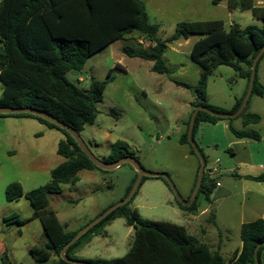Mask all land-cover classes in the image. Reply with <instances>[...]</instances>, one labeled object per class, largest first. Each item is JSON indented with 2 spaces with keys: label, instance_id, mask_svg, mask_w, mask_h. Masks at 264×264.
I'll use <instances>...</instances> for the list:
<instances>
[{
  "label": "rangeland",
  "instance_id": "rangeland-1",
  "mask_svg": "<svg viewBox=\"0 0 264 264\" xmlns=\"http://www.w3.org/2000/svg\"><path fill=\"white\" fill-rule=\"evenodd\" d=\"M235 2L237 6L229 15L215 11L216 9L213 11L218 19H222L227 29L234 23L242 27L261 26L251 9H243L242 0ZM250 2L253 6L264 7V0ZM214 14L210 12V15ZM158 25V37L162 41L175 31L173 22H159ZM199 38L198 35H192L188 40L181 39L168 44L164 52L169 68L167 73L153 72V62L124 53L123 48L126 45L137 49H145L151 45L136 32L127 35L124 41L117 40L92 55L80 72L70 71L66 75L69 81L81 89H88L93 80H109L102 101L96 105L94 124L86 125L80 133L92 153L102 161L113 162V158L109 156L111 145L117 141L126 142V156L138 160L147 172L167 173L180 196L186 201L193 195L192 189L200 160L192 153L188 144H181L179 140L187 129L186 123L197 100L194 88L200 79L202 68L191 58V49ZM256 73L259 83L264 86V56L257 63ZM78 77L83 82L78 81ZM246 87L247 80L239 75L238 70L232 66L220 65L208 76L207 104L213 109L231 114L233 105L244 95ZM247 114H257L259 120L245 125L244 116ZM238 116L219 120L228 126L223 131L228 140L236 138L231 128L263 134L264 95H251L247 108ZM33 121L37 122L28 116L0 115V216L9 215L13 208H17L21 215L30 210L27 199H21L19 206L14 207L15 203L7 200V187L18 182L27 193L49 183L51 172L42 169L37 158L33 156L55 155L57 140L66 139L64 132L46 124L52 133L45 134L43 138L34 136L39 129ZM44 128L46 127H43V131ZM214 137L220 139L221 132ZM199 148L207 161V174V170L213 165L206 150L200 146ZM232 148L237 149V146L232 145ZM16 151L24 153L26 158H15L13 154ZM230 152L228 148L223 151L224 157L228 158ZM52 165L54 164L51 167ZM214 165L218 172L219 165ZM221 167L224 169V164ZM96 171L97 180L81 175L75 184L64 185L61 194L49 196V208L56 213L67 231H77L88 224L94 217L95 210H106L124 199L137 175L136 169L130 163H124L112 170ZM218 173L214 175V179ZM165 182L160 177H147L132 199L116 211L113 221L106 224L107 236L100 237L99 242L94 239L87 249L80 252L96 236V229L82 240L77 249L70 252L71 258L99 263L100 260L123 257L134 241V230L127 225L126 220L136 210L144 219L188 226L191 239L197 243H207L211 251H216L218 244H221L222 256L229 262L231 253L241 244L237 210L230 211L227 205H221L217 218L215 205L210 201L211 196L208 201L203 194H199L197 208L207 206L209 213L198 217L200 210L185 211L180 208L174 193ZM22 202L28 204L27 209L21 206ZM4 230L5 225L0 220V231ZM29 240V237L20 239L16 234L9 237L7 242L10 247V243L16 241V250L9 249L11 257L14 256L23 264H29L30 255L25 252V244ZM41 241L44 239L41 238ZM39 246L44 247L40 239ZM57 259L55 256L51 257L48 264H56Z\"/></svg>",
  "mask_w": 264,
  "mask_h": 264
},
{
  "label": "trees",
  "instance_id": "trees-1",
  "mask_svg": "<svg viewBox=\"0 0 264 264\" xmlns=\"http://www.w3.org/2000/svg\"><path fill=\"white\" fill-rule=\"evenodd\" d=\"M223 1L227 2L231 10L237 6L235 0H212V3L218 5ZM242 7L252 10L254 17L261 22L260 27L257 25L242 27L234 23L227 29L222 20L181 21L176 24L174 33L162 41L158 37L159 25L150 21L142 0H1L0 106L39 109L81 133L86 125L94 124L97 115L96 105L102 101L109 80H93L88 89H81L67 79V73L80 72L92 55L117 40L124 41L127 35L137 32L141 39L149 41L151 45L145 49L126 45L123 48L124 53L130 57L153 62L152 71L159 74L169 71L164 59L168 44L181 39L188 40L192 35L200 36L191 49V58L202 68L200 79L194 88L197 97L194 108L202 105L215 112L226 113L223 110L213 109L207 104L206 88L208 76L213 69L220 65H228L238 70L239 75L247 80L244 95L230 112L233 114L241 106L248 90L253 60L264 47V7L253 6L250 0H242ZM263 56L264 53L259 60ZM254 93L259 96L264 95V86L259 83L257 73L251 95ZM248 103L239 116L243 114ZM0 115L28 116L66 134V139L59 142L57 149V153L66 160L51 171V181L27 193L23 191L20 183H12L6 189V197L8 201H17L25 197L34 209L33 217L38 218L43 226L46 239L44 247L34 246L30 250L35 264H48L52 256L58 258L56 264H67L60 257L61 250L87 224L77 231H67L56 213L49 208V196L61 194L64 185L78 182L79 171L102 169L82 152L68 132L45 119L31 114ZM219 120L222 118L199 111L193 128V139L195 140L201 122L216 123ZM258 120L257 114L244 116L245 125ZM189 123L190 119L179 141L181 144H188L195 154L188 141ZM231 129L236 138L260 139V134L256 131ZM125 151H128L127 143L117 141L111 145L109 156L113 158L112 161H116L127 155ZM197 177L198 174L192 192ZM136 178L137 175L126 196ZM146 178L143 177L140 185ZM257 179L264 180V174ZM215 187L216 180L209 179L205 172L193 204L186 207L177 201L178 205L185 211L195 210L199 194H203L209 201ZM119 208L76 240L68 248L67 256L71 257L70 252L77 249L85 237L113 221L114 214ZM24 222L18 220L16 223ZM126 223L134 230V241L130 250L121 258L100 260L99 263L90 262L94 264H255L254 250L262 243L258 250L261 264V252L264 249V218L241 226L242 250L229 262H226L222 256L220 246L216 251H211L207 244L193 241L182 225L144 219L136 210L132 216L127 217Z\"/></svg>",
  "mask_w": 264,
  "mask_h": 264
},
{
  "label": "crops",
  "instance_id": "crops-1",
  "mask_svg": "<svg viewBox=\"0 0 264 264\" xmlns=\"http://www.w3.org/2000/svg\"><path fill=\"white\" fill-rule=\"evenodd\" d=\"M142 1L145 4L150 21L156 24H159V22L160 24L173 22V24L176 26V24L181 21L222 20L218 19L219 17H216L213 12L214 9H216L215 11L228 13V15L231 11L227 2L225 1L218 5H214L212 0ZM210 12H212L214 15H210ZM203 16H207V18ZM78 78L79 81L83 82L82 78ZM32 123L35 124L39 129V132L34 134V136L43 138L45 134L52 133L50 129L45 126V124H42L39 121H33ZM43 127H46V129L44 128V131L42 130ZM227 127L228 126L224 121H218L216 123L201 122L195 134V141L198 142L197 144L201 148L206 150L208 158L211 159V164L213 166L209 168H215L216 166L214 164L219 165L220 170H218V176L215 178L216 187L211 195L210 200L212 204L215 205L216 217L218 218L219 215V207H221V205H227L230 211L237 210L239 228L241 229V226L244 223L252 222L259 218H264V180L257 179L259 176L264 174V133H259V140L250 139V141H248L239 138L228 140L223 132ZM217 129L218 132H221L222 137L220 139L214 137L215 134L218 133ZM64 139L57 140L55 155H50L49 157H46L44 154H41V156H33V158H37L36 160L42 169L45 168L51 172L55 167L66 160L57 153L58 144ZM232 145L237 146V149H233ZM227 148L231 151L228 158L224 157L223 154V151H225ZM13 156L15 158H21L25 156L26 158V155H24V153L21 151L14 152ZM51 164H54L52 165L53 167H51ZM222 164H224V169L221 167ZM97 173L98 172L96 170L83 169L77 174L78 180L81 175H85L87 178L97 180ZM21 199L26 198L24 197ZM21 199L13 201V203H15L14 205H16L14 207L19 206L18 204L21 203ZM27 205L22 202L21 206L27 209ZM29 205L31 208L25 215H21L19 211H17V208H13L9 215L0 216V220L5 225V230L0 231V264H23L14 256L11 257V253L9 251V249L16 250V241H12L10 243L11 247L8 245L9 242H7V239L14 234H16L20 239L23 237L30 238L29 242L25 244V252L30 255L29 264H35V260L30 254L31 248L34 246H39V239L43 245L46 243V239L43 234V226L38 218L33 217L34 209L31 206V203ZM199 210L200 213L197 215L198 217L199 215L209 213V207L207 206L203 207L202 209L200 206H198L197 211ZM101 211L95 210V215L91 220H93ZM18 220H23L25 222L23 224H18L16 223ZM110 223H108V225ZM184 227L190 236L188 226L184 225ZM95 235L96 236H94L88 244L81 248L80 252L87 249L94 239L99 242L100 237L107 236L106 225ZM41 238L44 239V241H41ZM219 243H221V241ZM218 246H220L221 252V244H218ZM241 250L242 242L240 246L233 253H231L229 261L235 259L240 254ZM55 261L57 262V260ZM261 263L264 264V249L261 252Z\"/></svg>",
  "mask_w": 264,
  "mask_h": 264
},
{
  "label": "water",
  "instance_id": "water-1",
  "mask_svg": "<svg viewBox=\"0 0 264 264\" xmlns=\"http://www.w3.org/2000/svg\"><path fill=\"white\" fill-rule=\"evenodd\" d=\"M263 53H264V47L259 51V53L255 56V58L253 60L248 90L245 94V97H244L242 103H241V106L239 107V109L235 113H233V114L219 113V112L212 111L209 108L202 106V105H198L194 108V111L192 112V115L190 118V123H189V128H188V141L191 144L195 154L198 156V158L200 160V168H199V172H198L196 186H195L194 191H193V195L190 198V200H188V201L184 200L180 196L175 184L173 183V181L171 180V178L169 177V175L167 173L147 172L144 170V168L142 167V165L140 164V162L138 160H136L135 158L130 157V156H124V157H122L116 161H113V162H105V161L100 160L99 158H97L92 153V151L90 150V148L88 147L86 142L81 137L80 133H78L74 128L70 127L69 125L58 120L56 117L48 114L47 112L41 111L39 109L31 108V107L19 108V107L0 106V114H3V115H6V114H31V115L41 117V118L45 119L46 121H48V122L58 126L59 128L65 130L75 139L76 143L78 144V146L80 147L82 152H84V154L97 167H99L103 170H112V169H115V168L121 166L124 163H130L131 165L134 166V168L137 171V178H136L134 184L132 185L127 196L124 199H122L120 202H118L117 204H114V205L108 207L99 216H97L91 222H89L87 225H85L73 238H71V240L61 250L60 257L62 260H64L67 263L93 264L91 262L76 260V259H73V258L67 256L66 252H67L68 248L76 240H78L83 234H85L88 230H90L93 226H95L100 221H102L105 217H107L112 211H114L117 208L128 203L132 199L134 194L136 193L143 177H160V178L164 179L166 181V183L168 184L169 188L171 189V191L174 193L177 201L180 204H182L183 206H186V207H189L193 204V202L195 201V199L197 197L199 189L201 187V183H202V180L204 177L205 167H206V160H205L197 142L193 139V136H192L196 116H197L199 111H205V112L209 113L210 115L216 116L219 118H235V117H237L243 111V109L246 107L248 100L252 94L254 82H255V77H256L257 63H258V61H259V59ZM261 245H262V243L258 244L254 250L255 264H260L259 259H258V250L261 247Z\"/></svg>",
  "mask_w": 264,
  "mask_h": 264
},
{
  "label": "built area",
  "instance_id": "built-area-1",
  "mask_svg": "<svg viewBox=\"0 0 264 264\" xmlns=\"http://www.w3.org/2000/svg\"><path fill=\"white\" fill-rule=\"evenodd\" d=\"M217 173V169L216 168H209L208 170H207V175H208V178L209 179H214L213 177H214V175Z\"/></svg>",
  "mask_w": 264,
  "mask_h": 264
}]
</instances>
